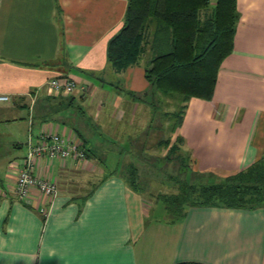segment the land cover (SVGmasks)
<instances>
[{
	"label": "crops",
	"instance_id": "0c3cea01",
	"mask_svg": "<svg viewBox=\"0 0 264 264\" xmlns=\"http://www.w3.org/2000/svg\"><path fill=\"white\" fill-rule=\"evenodd\" d=\"M127 5L0 0V95L10 96L0 100V264H264V203L197 204L171 218L130 185L125 167L137 155L129 152L139 140L153 145V99L162 94L145 77L153 25L136 62L117 69L107 58ZM235 7L212 95L190 98L177 129L194 170L223 178L264 151V0ZM63 74L77 88L51 92L47 80ZM43 131L86 152L82 161L36 162L35 173L58 185L47 216L36 189L16 195L17 171Z\"/></svg>",
	"mask_w": 264,
	"mask_h": 264
},
{
	"label": "trees",
	"instance_id": "16d2710c",
	"mask_svg": "<svg viewBox=\"0 0 264 264\" xmlns=\"http://www.w3.org/2000/svg\"><path fill=\"white\" fill-rule=\"evenodd\" d=\"M236 21L235 0H128L124 24L108 42L107 58L117 69L136 62L144 51L141 42L153 25V54L145 77L162 95L185 102L178 129L190 98L211 97L219 64L231 49ZM259 159L219 181L179 180L176 191L158 198L171 218L181 217L187 207L197 204L264 203V167ZM130 165L125 167L129 181Z\"/></svg>",
	"mask_w": 264,
	"mask_h": 264
},
{
	"label": "rangeland",
	"instance_id": "374dc122",
	"mask_svg": "<svg viewBox=\"0 0 264 264\" xmlns=\"http://www.w3.org/2000/svg\"><path fill=\"white\" fill-rule=\"evenodd\" d=\"M153 100V106L158 111V120L155 122L157 133L156 136L153 135L154 143L144 145L139 140L135 143L137 148L131 150L133 152L128 151L130 158L137 155L128 168L129 176L132 177L129 183L134 189L143 190L146 197L153 201L155 198L159 199L162 193L176 191L179 180L196 184L221 180L223 177L220 174L194 170L186 148L177 137L176 126L185 102L165 95H159L158 99ZM21 139L23 136L20 137ZM259 158V164L264 167V151Z\"/></svg>",
	"mask_w": 264,
	"mask_h": 264
},
{
	"label": "built area",
	"instance_id": "2783aa9c",
	"mask_svg": "<svg viewBox=\"0 0 264 264\" xmlns=\"http://www.w3.org/2000/svg\"><path fill=\"white\" fill-rule=\"evenodd\" d=\"M46 86L55 94H70L77 88L78 83L67 74L54 76L47 80ZM10 96L1 94L0 100L7 101ZM59 159L61 161L85 160L86 152L84 147L75 138H68L57 132L43 131L29 145L23 163L17 171L16 195L19 198H27L32 189H36L46 200L39 211L47 216L52 200L57 194L58 185L50 178L38 176L35 173L36 162L39 159Z\"/></svg>",
	"mask_w": 264,
	"mask_h": 264
}]
</instances>
